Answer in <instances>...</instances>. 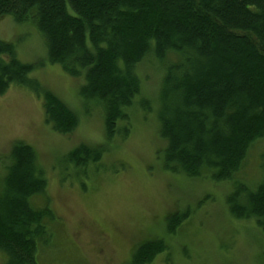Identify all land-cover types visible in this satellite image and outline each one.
I'll use <instances>...</instances> for the list:
<instances>
[{"label": "trees", "instance_id": "obj_1", "mask_svg": "<svg viewBox=\"0 0 264 264\" xmlns=\"http://www.w3.org/2000/svg\"><path fill=\"white\" fill-rule=\"evenodd\" d=\"M3 17L34 24L49 64L81 80L79 97L101 110L106 143L73 148L63 170L88 177L86 170L105 154L103 145L128 137L130 109L150 110L139 99V73L151 58L163 71L157 109L162 169L229 184V216L253 221L264 237V166L253 187L238 176L251 145L264 140V0H0ZM33 70L0 40V97L12 85L29 88L51 130L72 134L79 116L30 78ZM47 185L35 150L15 142L0 187L3 264H38L52 215L31 201ZM188 218L186 210L168 214L166 236ZM164 252V238L145 241L127 264H150Z\"/></svg>", "mask_w": 264, "mask_h": 264}, {"label": "rangeland", "instance_id": "obj_2", "mask_svg": "<svg viewBox=\"0 0 264 264\" xmlns=\"http://www.w3.org/2000/svg\"><path fill=\"white\" fill-rule=\"evenodd\" d=\"M0 40L14 46L17 58L34 66L29 75L79 116L70 135H58L46 124L41 100L27 87L12 85L0 97V187L15 142L31 146L47 179L36 208L52 215L47 244H39L38 264H127L134 248L164 238L169 252L150 264H264V237L253 221L233 220L225 205L231 187L209 179H187L164 171L157 109L162 69L149 58L140 68L139 99L129 111L128 137L111 140L105 154L86 172L88 177L63 170L68 152L79 145L106 143L100 108L78 95L81 80H72L47 59L45 41L32 23L0 19ZM109 146V147H108ZM68 166V165H66ZM264 166V140L254 142L239 178L253 187ZM189 218L166 236L165 218L174 211ZM166 258L168 259L166 261ZM4 258L0 253V264Z\"/></svg>", "mask_w": 264, "mask_h": 264}]
</instances>
